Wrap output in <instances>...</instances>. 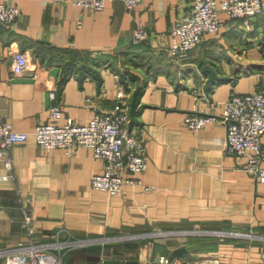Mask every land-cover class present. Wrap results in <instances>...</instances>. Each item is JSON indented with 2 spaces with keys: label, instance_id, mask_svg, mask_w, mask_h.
Returning a JSON list of instances; mask_svg holds the SVG:
<instances>
[{
  "label": "crops",
  "instance_id": "1",
  "mask_svg": "<svg viewBox=\"0 0 264 264\" xmlns=\"http://www.w3.org/2000/svg\"><path fill=\"white\" fill-rule=\"evenodd\" d=\"M0 2L22 11L0 26V121L29 135L11 148L10 169L0 158V264L31 242L57 243L62 264H157L162 256L168 264H264V184L227 155L222 123L196 131L184 124L188 113L208 109L204 95L223 102L233 92H264V46L253 43L264 37V11L247 20L221 13L220 31L178 64L167 53L169 28L191 0H142L130 11L122 0H106L100 11L69 0ZM139 27L148 38L135 43ZM17 50L28 65L12 76ZM93 53L113 62L92 61ZM118 89L145 141L147 167L139 183L110 195L91 188L104 168L91 149L45 150L33 132L52 107L61 123L87 122L112 108ZM189 226L206 233L170 231Z\"/></svg>",
  "mask_w": 264,
  "mask_h": 264
},
{
  "label": "built area",
  "instance_id": "2",
  "mask_svg": "<svg viewBox=\"0 0 264 264\" xmlns=\"http://www.w3.org/2000/svg\"><path fill=\"white\" fill-rule=\"evenodd\" d=\"M69 1L90 11H100L106 0ZM122 1L125 9L130 11L142 0ZM263 11L264 0H191L181 21L169 28L172 43L167 49L168 56L178 64H184L201 44L204 35L220 31L223 26L221 13L232 20H247ZM21 12L15 5L0 2V26L10 27ZM147 38V33L141 27L133 33L135 43ZM27 65L28 57L24 52H13L10 62L12 76L22 74ZM54 97V93H51V98ZM204 98L208 109H195L188 113L184 118L187 129L196 131L208 123H222L226 127L227 155L243 159V171L264 184V92H233L223 102H216L205 95ZM60 120L61 110L52 107L49 120L34 129L33 137L38 146L45 150L57 148L67 152L79 147L91 149L93 157L104 164L103 172L91 177L92 189L118 195L122 193L124 185L139 183L136 175L142 174L147 167L146 146L141 134L130 127L123 89L117 90L115 104L110 110L94 112L85 123H77L69 118L62 123ZM28 138L27 133L15 131L10 123L0 121V158L7 169L12 167L11 148L26 142ZM24 220L27 227L31 225L29 215H25ZM28 229L31 234V227ZM72 243L77 241L67 242L68 245ZM55 244L50 246L31 242L27 246L17 245L7 251V264H62V254ZM157 264H168V259L162 256Z\"/></svg>",
  "mask_w": 264,
  "mask_h": 264
},
{
  "label": "rangeland",
  "instance_id": "3",
  "mask_svg": "<svg viewBox=\"0 0 264 264\" xmlns=\"http://www.w3.org/2000/svg\"><path fill=\"white\" fill-rule=\"evenodd\" d=\"M253 43L257 44L259 46H261V45L264 46V37L262 39L258 38V40L253 38ZM87 57L89 59H91L92 61H95L97 63L98 62H102L103 64H109L110 65L111 62H113V57H111L110 55H102L101 53L89 54ZM83 58H85V57H80V59H83ZM85 59H87V58H85ZM135 61H137L138 63L140 62V60H135ZM146 63H148V61H146ZM133 64H132V66L134 68H135V66L138 65V64L137 65H135V64L133 65ZM164 231H166V230H163V229L162 230H149L147 232V234L152 235V236H156L159 233L162 234V232H164ZM170 231L173 232V233H175V232L176 233L183 232L185 234H189V237L192 236L191 234H203V233H206V232H202V229H196V228H193V227H190V226L189 227H185L183 229H172ZM190 238H192V237H190ZM67 242H69V240ZM54 245H56V244L55 243L54 244L53 243L50 244V246H54Z\"/></svg>",
  "mask_w": 264,
  "mask_h": 264
},
{
  "label": "trees",
  "instance_id": "4",
  "mask_svg": "<svg viewBox=\"0 0 264 264\" xmlns=\"http://www.w3.org/2000/svg\"><path fill=\"white\" fill-rule=\"evenodd\" d=\"M129 116H130V115H129ZM131 120H132V119H131V116H130V124H131V122H132ZM202 238H203V237H202Z\"/></svg>",
  "mask_w": 264,
  "mask_h": 264
}]
</instances>
